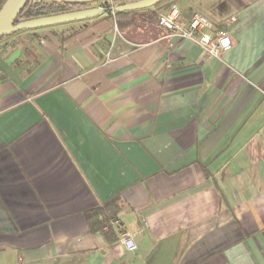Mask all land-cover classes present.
Here are the masks:
<instances>
[{
    "label": "crops",
    "instance_id": "0c3cea01",
    "mask_svg": "<svg viewBox=\"0 0 264 264\" xmlns=\"http://www.w3.org/2000/svg\"><path fill=\"white\" fill-rule=\"evenodd\" d=\"M134 1L0 42V264H264V0L148 8L228 31L220 59Z\"/></svg>",
    "mask_w": 264,
    "mask_h": 264
},
{
    "label": "water",
    "instance_id": "95a60500",
    "mask_svg": "<svg viewBox=\"0 0 264 264\" xmlns=\"http://www.w3.org/2000/svg\"><path fill=\"white\" fill-rule=\"evenodd\" d=\"M31 0H6L0 9V42L12 35L31 30L49 28L69 23L81 22L96 18L102 15L106 10L102 7L86 8L72 12L60 13L51 16H44L29 20L19 21L18 17ZM48 2H63L73 4H92L108 2L113 0H44ZM165 0H139L128 2L115 7L117 13L132 12L148 9Z\"/></svg>",
    "mask_w": 264,
    "mask_h": 264
},
{
    "label": "built area",
    "instance_id": "2783aa9c",
    "mask_svg": "<svg viewBox=\"0 0 264 264\" xmlns=\"http://www.w3.org/2000/svg\"><path fill=\"white\" fill-rule=\"evenodd\" d=\"M111 11L116 13L115 6L111 5ZM158 24L173 36L181 40L192 41L204 51L209 59H220L224 53L233 48V41L228 31L215 28L207 17L199 13L194 14L188 22H184L176 3L171 4L166 13L159 14ZM121 243L128 252L138 250L134 235L131 233L125 232Z\"/></svg>",
    "mask_w": 264,
    "mask_h": 264
},
{
    "label": "trees",
    "instance_id": "16d2710c",
    "mask_svg": "<svg viewBox=\"0 0 264 264\" xmlns=\"http://www.w3.org/2000/svg\"><path fill=\"white\" fill-rule=\"evenodd\" d=\"M118 0H113V2H117ZM6 2L4 0L3 4ZM2 4V6H3ZM0 7V9L2 8ZM159 6V4L157 5ZM88 8V4H73V3H63V2H48L44 0H31L27 6L23 9L21 14L18 17L17 22L23 20H29L44 16H51L60 13L72 12L81 9ZM135 13H143L144 15H151L152 17L158 18L155 12L150 10H141V11H132V12H122L117 13V17H121L124 15H131ZM29 31V30H28ZM26 32V31H24ZM23 33V32H21ZM20 34V33H18ZM17 35V34H15ZM14 36V35H12ZM11 37V36H10ZM6 39V38H5ZM4 40V39H3ZM110 206H104L103 208H98L93 210L87 214V220L91 226L92 231H103L106 234L113 233L112 223L117 221V214H112L109 211ZM101 216L103 218L101 219Z\"/></svg>",
    "mask_w": 264,
    "mask_h": 264
},
{
    "label": "rangeland",
    "instance_id": "374dc122",
    "mask_svg": "<svg viewBox=\"0 0 264 264\" xmlns=\"http://www.w3.org/2000/svg\"><path fill=\"white\" fill-rule=\"evenodd\" d=\"M120 1H123V0H120ZM108 2H110V1H108ZM108 2L106 1V2H101V3H92V4H88V8L89 7H95V6H98L99 4H103V5H106V4H108Z\"/></svg>",
    "mask_w": 264,
    "mask_h": 264
}]
</instances>
